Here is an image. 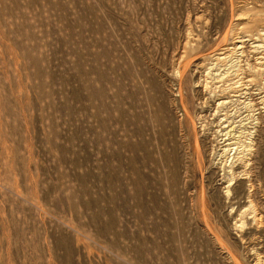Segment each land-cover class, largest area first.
<instances>
[{"label": "rangeland", "instance_id": "obj_1", "mask_svg": "<svg viewBox=\"0 0 264 264\" xmlns=\"http://www.w3.org/2000/svg\"><path fill=\"white\" fill-rule=\"evenodd\" d=\"M257 58L264 0H0V264H264Z\"/></svg>", "mask_w": 264, "mask_h": 264}, {"label": "bare ground", "instance_id": "obj_2", "mask_svg": "<svg viewBox=\"0 0 264 264\" xmlns=\"http://www.w3.org/2000/svg\"><path fill=\"white\" fill-rule=\"evenodd\" d=\"M225 39L227 38V33L225 34ZM237 39H242V38H237ZM237 44H241V46H238ZM245 44H246V41H244V40H238V41H234V43H233V48L232 49H228L227 51L228 52H230V51H233V52H235V51H238V50H242V49H245L246 47H245ZM254 44V43H253ZM253 47H257V46H254V45H252L251 46V48H253ZM241 53L242 54H244V51H241ZM222 55H224V54H219V56H221V57H218L217 58V60H223V59H225V57H222ZM257 61V63L260 65V66H262V63H263V60H264V58H257L256 59ZM255 66V65H254ZM254 67H252V69H253ZM248 69V68H247ZM261 70L260 69H256L255 71H254V75H256V74H259V72H260ZM181 77H182V75H181ZM252 79L251 80H249L248 82L249 83H252ZM256 101V103L255 104H253L254 105V107H260V102H257V101H260V100H255ZM219 105H223V102L222 103H219ZM259 110H262V111H264L263 110V108H259ZM261 123L262 122H264V119H263V117H261V121H260ZM226 137H227V135H226ZM227 140H229V139H225V141H227ZM231 145V143H226L225 145H224V149L226 150L228 147L227 146H230ZM246 147H247V149H245L246 150V152H247V155H249L250 154V152H252V151H254L253 150V147H254V145H253V143L252 142H250V143H248L247 145H246ZM232 180H234L233 178H232ZM234 183H232V184H230L231 186L233 185ZM229 185V186H230ZM256 221H259V219L257 220L256 219Z\"/></svg>", "mask_w": 264, "mask_h": 264}]
</instances>
